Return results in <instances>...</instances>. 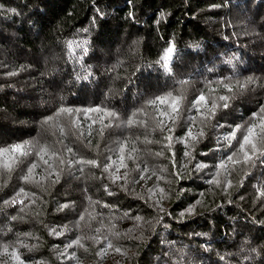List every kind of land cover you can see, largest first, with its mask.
I'll return each instance as SVG.
<instances>
[{"label":"trees","instance_id":"trees-1","mask_svg":"<svg viewBox=\"0 0 264 264\" xmlns=\"http://www.w3.org/2000/svg\"><path fill=\"white\" fill-rule=\"evenodd\" d=\"M69 41L85 42L87 53L77 43L70 50ZM170 44L175 47L166 73L157 61ZM85 69L91 75L78 79ZM225 77H231V93L216 83ZM248 77L253 83L240 90L236 82ZM182 80L187 83L181 88ZM168 92L182 97L171 151L167 132L156 128L155 110L147 104ZM201 92L209 107L214 97L231 99L213 118L197 119L195 130L202 127L205 135L189 161L176 137L189 117H198L192 101ZM261 105L264 0H0V148L34 146L33 155L11 171L0 157V264H9L4 244L9 251L16 247L25 264H264V157L229 164L228 173L221 170L220 185L209 182L216 171L212 165L238 147L233 141L229 149L218 137L229 127L246 125ZM61 107H99L117 117H105L102 132L99 121L89 130L83 112L57 116ZM48 117L53 119L45 123ZM129 118L138 123L127 125ZM76 119L79 127L72 124ZM124 141L137 149L126 161L129 179L138 178L137 166L148 169L145 177L155 172L143 186L129 183L125 192L101 169L85 165L80 171L67 164L68 147L76 157L103 164L107 156L116 158ZM35 146H48L65 160L62 167L55 157L50 161L60 173L58 183L47 178L43 166L33 173L34 181L22 179L35 160ZM197 162L209 168L197 171ZM177 171L182 179L175 177ZM227 180L232 186L225 190ZM20 188L30 194L18 197L24 205L5 203ZM150 188L162 193L150 197ZM65 203L70 207L59 211ZM188 207L193 213H186ZM124 212L142 219L123 218ZM112 224L118 237L107 232ZM52 228H65V234H50ZM77 236L84 246L67 250L75 261L65 259L60 252ZM91 236H108L121 252L109 249L98 256L104 245L87 239Z\"/></svg>","mask_w":264,"mask_h":264},{"label":"snow or ice","instance_id":"snow-or-ice-1","mask_svg":"<svg viewBox=\"0 0 264 264\" xmlns=\"http://www.w3.org/2000/svg\"><path fill=\"white\" fill-rule=\"evenodd\" d=\"M163 16V14H161ZM73 43H77L78 47H80L84 54L87 53V48L84 47L85 42H76V41H69L67 46L71 50ZM174 44H170L167 49H165L164 54L160 58L159 61H157V65L166 73L171 72V68L169 67V61L171 54L174 52ZM71 56V51H70ZM77 60L82 59V57H76ZM228 63H231V61H228ZM85 75L78 76V79H87L88 76L91 75L90 72L87 71V69L84 70ZM14 74V73H13ZM181 88L187 83V81H178ZM216 83L220 84L225 90H227L229 93L233 90V85L231 83V77H225ZM253 83V80L251 77H248V79L244 82L237 81L236 86L243 90L247 84ZM210 91H214V89H210ZM231 99L230 95H220L218 97H214L211 101V106L209 107V97H207L203 92H201L198 96H196L192 101V108L196 110L198 113L197 116L189 117V120L187 121V126L182 132L181 136L176 137V142L181 143L184 145V151L183 156L187 158L189 161L195 159L193 156L194 151V145L199 142L200 139H202L205 135L203 128L201 127L199 131H196V121L198 118H200L201 123L204 121H207L211 118H213L216 114V111L219 107H223L224 109H227L229 107L228 101ZM181 96H174L171 92H168L164 95H159L154 97L153 99H150L147 101V104L152 106L155 110L154 112V122L156 128L160 129V131L167 132V135L164 136V140L166 141V147L171 151L172 145H173V138L175 135V122L179 117L180 112V105H181ZM80 112L84 113L85 119H88L91 121V123L88 125L89 130L91 129L92 125L96 124L97 121L101 124V132L103 131L104 126V118H116L117 113L114 111H110L108 109L103 108H87V109H72V108H64L61 107L58 112L56 113L57 116H59L61 113L64 114H79ZM97 114L96 119H92L91 114ZM140 114L143 113V109L139 110ZM137 113H133L132 116L135 117ZM52 117H48L45 121V123H48L52 120ZM127 125H133L135 123H138L133 118H129L127 120ZM140 123H143L140 121ZM72 124L74 127H79V121L78 119L73 120ZM217 127H224L222 124H217ZM237 133H240V136H237ZM89 136L91 135V131H89ZM219 141L224 142V146L232 149L233 141L236 142V145L238 147L235 150L230 151L229 154H227L224 158H222L218 164L212 165L213 168L216 169V171L213 173V179L209 182L215 185H220L221 181L219 179L221 175V170H223L224 173H228V165H236L240 163H248L253 160V158H260L264 157V105L259 106V109L257 112H254L249 119V121L246 123V125H236L234 128L229 127L225 132H223L219 137ZM33 148L34 146L29 142H24L23 144H14L8 147L0 148V157L3 158V168L11 171L13 166L17 164L21 158H25L28 156L33 155ZM126 149L127 155H126ZM67 152L71 154L72 158L67 160V164L69 167L72 166H79V170L82 171L83 167L85 165H90L95 168L101 169L102 175H104V178L110 181L112 184L118 185L123 191L128 192V184L131 183L133 185L140 183V181L145 180V174L148 172L147 168H140L137 166L136 171L138 172V178H132L129 179V171H128V163L127 160H133L134 156L133 154L137 152V149L135 147L134 142L124 141L120 144V146L115 150L116 158L113 159L112 156H107L105 158V162L103 164L99 159H89L85 160L83 158L76 157L75 153H73V150L71 147L67 148ZM242 153V160L239 158L238 154ZM163 153H157V155H162ZM47 157V158H46ZM58 159L59 165L62 167L65 164V160L62 157L57 156V153L54 151H51L48 146H35V160L27 167V174L22 177V179L25 182H32L34 181L33 173L35 170L39 167H44L47 178L51 180L52 183H58L60 178V173L56 170V167H54V164L50 161L53 160V158ZM172 164L173 167H175V152H172ZM182 167L186 168L187 165H183ZM209 168V165L206 163H200L197 162L195 164V170H203ZM121 169H123V173L121 174ZM152 175H155V172L152 173ZM152 175H148L147 179H152ZM175 177L177 179H182V174L177 171L174 173ZM45 179V177H41V180ZM157 179H161L160 177H157ZM122 182V183H121ZM231 181L227 180L225 184V190L227 188H230ZM105 191L108 192L109 195H112L113 193L108 190L107 185H105ZM159 191L162 193L161 189H148L149 196H153L156 194V192ZM30 194L26 193L23 188H20L16 194L13 196V198L10 201H5V203L8 204H20L24 205L23 199H18L20 196L28 197ZM33 197L35 194H31ZM139 195V194H138ZM260 195L264 196V190L260 191ZM143 199V197H140ZM33 203L35 200L33 199ZM90 203L95 204L99 203L96 201H91ZM159 201H157V204ZM199 203V201H197ZM70 207L69 204L65 203L63 205H60L58 207L59 211H63L65 208ZM102 207L109 208V205H102ZM162 211V209H161ZM186 213L191 214L194 211V207H188L186 210ZM181 216L185 215V212H181ZM123 218H129L134 219L135 221L139 222L141 221L140 216L132 217L129 212L123 213ZM12 219H16V217H13ZM85 219V216L81 214L79 216V220L83 221ZM112 219H115V217H112ZM67 228V226H65ZM65 228H62L60 230H57L56 228H52L50 230V234H54L56 236H63L65 234ZM115 228V224H112L111 227L107 228V232L113 236H119V233L114 232L113 229ZM70 231V229H69ZM96 233H100L101 229L96 228L94 229ZM131 231V230H130ZM29 234H25V238H27ZM83 237L77 236L75 239H71L66 245L63 252H60V255L63 256L65 259H69L72 261H75L77 258L74 253L69 254L68 249H73L76 247H83ZM87 239H90L95 244H101L103 243L104 247L100 248L97 252L98 256H102L105 254L109 249H114L115 252L120 253L121 249L119 247L113 246L112 240L108 238V236H104L102 239L98 238L97 236H91ZM26 247L25 245H21ZM3 254L8 258L9 264H12V262H15V264H25L24 260L19 254V251L16 249V247L13 246L12 251H9V245L4 244L3 246ZM35 247V246H33ZM31 250V249H30ZM59 251V249H58Z\"/></svg>","mask_w":264,"mask_h":264},{"label":"rangeland","instance_id":"rangeland-1","mask_svg":"<svg viewBox=\"0 0 264 264\" xmlns=\"http://www.w3.org/2000/svg\"><path fill=\"white\" fill-rule=\"evenodd\" d=\"M122 173H123V169H121V174H122ZM148 181H149V179H147V177H145V180H142V181L140 182V185L143 186V185L146 184ZM118 260H119V261H122L123 258L119 256V257H118Z\"/></svg>","mask_w":264,"mask_h":264}]
</instances>
